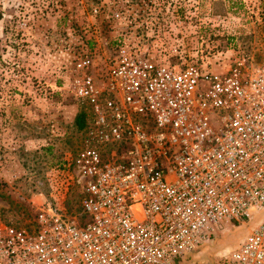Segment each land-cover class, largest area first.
Here are the masks:
<instances>
[{
    "label": "built area",
    "instance_id": "obj_1",
    "mask_svg": "<svg viewBox=\"0 0 264 264\" xmlns=\"http://www.w3.org/2000/svg\"><path fill=\"white\" fill-rule=\"evenodd\" d=\"M108 57L102 75L88 57L75 63L77 215L39 197L29 225L0 223V264H199L190 255L214 232L258 213L232 249L201 264H264V58L215 70L120 43Z\"/></svg>",
    "mask_w": 264,
    "mask_h": 264
},
{
    "label": "rangeland",
    "instance_id": "obj_2",
    "mask_svg": "<svg viewBox=\"0 0 264 264\" xmlns=\"http://www.w3.org/2000/svg\"><path fill=\"white\" fill-rule=\"evenodd\" d=\"M117 43L162 62L196 55L215 70L242 55L260 62L264 0H0L1 224L29 225L39 197L77 215L69 163L84 107L71 95L75 63L88 57L102 75ZM262 215L228 222L188 261L218 260Z\"/></svg>",
    "mask_w": 264,
    "mask_h": 264
},
{
    "label": "trees",
    "instance_id": "obj_3",
    "mask_svg": "<svg viewBox=\"0 0 264 264\" xmlns=\"http://www.w3.org/2000/svg\"><path fill=\"white\" fill-rule=\"evenodd\" d=\"M74 123L77 128H83L85 125V113L84 111L78 112L74 117Z\"/></svg>",
    "mask_w": 264,
    "mask_h": 264
},
{
    "label": "crops",
    "instance_id": "obj_4",
    "mask_svg": "<svg viewBox=\"0 0 264 264\" xmlns=\"http://www.w3.org/2000/svg\"><path fill=\"white\" fill-rule=\"evenodd\" d=\"M251 224V223H250ZM254 225V224H253ZM253 225H251V227L253 226Z\"/></svg>",
    "mask_w": 264,
    "mask_h": 264
}]
</instances>
